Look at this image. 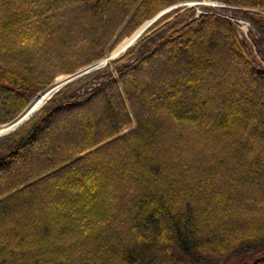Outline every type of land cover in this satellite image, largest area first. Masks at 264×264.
Masks as SVG:
<instances>
[{"label": "trees", "instance_id": "obj_1", "mask_svg": "<svg viewBox=\"0 0 264 264\" xmlns=\"http://www.w3.org/2000/svg\"><path fill=\"white\" fill-rule=\"evenodd\" d=\"M185 1L0 0V126ZM212 1L250 42L175 10L0 136V264H264V0Z\"/></svg>", "mask_w": 264, "mask_h": 264}, {"label": "rangeland", "instance_id": "obj_2", "mask_svg": "<svg viewBox=\"0 0 264 264\" xmlns=\"http://www.w3.org/2000/svg\"><path fill=\"white\" fill-rule=\"evenodd\" d=\"M108 6H112L110 3L108 4ZM183 8H192L195 10V15H198L199 13H202V9L203 8H213V9H220V14L222 15H225L227 16V18L229 19V21L234 25L236 31H237V35L239 38H243V39H246L249 41V37H248V33L250 32V25L247 21L245 20H242L241 18H238L235 16V14L233 15V10H236L234 7H229V6H226V5H223L222 3L220 2H216V1H212V0H200V1H185L181 4H177L175 6H171V7H168V8H165L161 11H159L154 17H152L151 19L149 20H146L145 22H143L139 27H137V29H135L130 35H128L127 37H124L122 38L111 50H109L105 55L104 57H102L101 59H98L97 61L93 62L92 64H89L79 70H77L76 72L70 74V75H62V76H58L56 77L45 89L46 91L48 89H50L53 85H54V82L56 79L60 78V77H66L68 79H72L71 81L67 82L66 84L62 85L58 90L54 91V92H51V93H57L61 88H63L64 86H66L67 84L71 83L72 81L78 79V77L76 76H85L86 74H89L93 71H96V70H99L105 66L107 67H110L112 66V62L115 61L116 59H118L121 55H123L126 51L122 50L123 49V45H125L126 43H128L130 40H132V38L137 34L139 33L142 29H144L145 27L146 30L143 32L142 34V37H146L147 35H149L150 32H153L155 31L156 29L162 27L165 23H169L171 21L174 20V18L177 16V14H181L183 12ZM178 9H181V11H179L176 15L173 14L172 12L175 11V10H178ZM172 13V14H171ZM170 14V15H169ZM168 15V16H167ZM164 16H167V18H164L163 20H160L161 18H163ZM158 21V22H157ZM149 31V33H148ZM142 37H139V40L140 38ZM138 42V41H137ZM124 52V53H123ZM45 89H43L42 91H44ZM41 92V91H40ZM39 92V93H40ZM38 93V94H39ZM44 93V92H43ZM37 94V95H38ZM42 94V93H40ZM36 95V96H37ZM50 95V96H49ZM49 98H47L48 100L53 96V94H49ZM35 96V97H36ZM34 97V98H35ZM34 98H32L29 102H31ZM47 100V101H48ZM29 104H27V106L24 108V110L26 111L27 108L29 107ZM40 107H38L34 112H32V114L26 118V120L22 121L18 126L14 127L13 129L9 130L8 132H6L5 134H0V136H3V135H6L14 130H16L19 126L23 125L30 117L33 116V114L39 109ZM22 111L15 119L17 120V118H19V116L22 115V113H24L25 111ZM14 119V120H15ZM13 120V121H14ZM15 120V121H16ZM11 121V122H13ZM14 121V122H15ZM10 122V123H11ZM13 122V123H14ZM9 124V123H8ZM12 124V123H11ZM9 124V125H11ZM6 125V124H5ZM3 126V125H2ZM0 126V129L1 127ZM125 152L124 151H120V156L121 155H124ZM104 166V165H103ZM111 169V168H110ZM105 170V169H104ZM86 186L90 187V188H95V181H90L88 183H86ZM52 198V201L54 199H59L60 200V203L61 204H64L66 201H67V198H63L60 194H54V196L51 197ZM40 201H43L44 200H40ZM48 202H51V199H48L47 200ZM26 206H30L31 210L33 211H37L38 209V206L37 205H33L32 203H28L26 204ZM22 215H17L14 217V221L16 222H22V221H25L27 220V217H20ZM18 218V219H17ZM6 221V223H5ZM13 221V220H12ZM11 219L9 218H6L3 222H0V227H3L5 226L6 228H12L10 227L11 224H8L10 222H12ZM14 223V222H13ZM5 224H8L5 225ZM4 227V228H5ZM89 254H85L83 256V259H86L88 257ZM105 259H102L100 261H98L99 264H105L106 261H104ZM103 262V263H102ZM159 261H155V264H158ZM94 264H97V263H94Z\"/></svg>", "mask_w": 264, "mask_h": 264}, {"label": "bare ground", "instance_id": "obj_3", "mask_svg": "<svg viewBox=\"0 0 264 264\" xmlns=\"http://www.w3.org/2000/svg\"><path fill=\"white\" fill-rule=\"evenodd\" d=\"M147 27H145L144 29H142L139 33H137L132 40H130L128 43H126L125 45H123V51H127L128 49H130L134 44H137L136 42L139 41V37H142L143 32L146 30ZM124 53V52H123ZM87 75V74H86ZM78 78L81 79V77L83 76H76ZM72 79H68L66 77H60L58 79L55 80L54 85L48 89L47 91H45L42 94H39L38 98H34L31 102H29V107L27 108V110L22 113L21 116H19V118L12 123L11 125H6L3 128L0 129V134H5L6 132H8L9 130L13 129L14 127L18 126L22 121L26 120V118H28L32 112H34L38 107L43 106V104L48 100L47 98H49V94H55V93H51L54 92L56 90H58L62 85L66 84L67 82L71 81ZM49 95V96H48Z\"/></svg>", "mask_w": 264, "mask_h": 264}, {"label": "water", "instance_id": "obj_4", "mask_svg": "<svg viewBox=\"0 0 264 264\" xmlns=\"http://www.w3.org/2000/svg\"><path fill=\"white\" fill-rule=\"evenodd\" d=\"M45 91H46V89H45L44 91H41L40 93H43V92H45ZM40 93H39V94H40ZM39 94L35 97L36 99L38 98ZM24 111H25V110H24ZM17 119H18V118H17ZM15 120H16V119H15ZM15 120H14V121H15ZM14 121H13V122H14ZM13 122H11V123H13ZM11 123H9V124H11ZM9 124H6V125H9ZM6 125H3L1 128H3V127L6 126Z\"/></svg>", "mask_w": 264, "mask_h": 264}]
</instances>
